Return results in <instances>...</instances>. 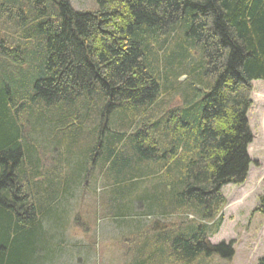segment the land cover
<instances>
[{"label":"trees","instance_id":"obj_1","mask_svg":"<svg viewBox=\"0 0 264 264\" xmlns=\"http://www.w3.org/2000/svg\"><path fill=\"white\" fill-rule=\"evenodd\" d=\"M97 5L80 12L66 0H0L2 17L25 37L22 47L10 28L0 36V264H43L41 248L61 235L42 228L62 189L57 173L43 170L37 138L67 166L78 162L76 172H110L119 207L141 191L133 172H163L166 182L139 198L148 213L183 206L200 215L196 225L146 238L140 264L230 260L232 249L209 236L223 221L214 220L223 188L243 185L252 164L248 115L253 83L264 81V0ZM181 87L184 102L168 108ZM256 212L264 216V195Z\"/></svg>","mask_w":264,"mask_h":264},{"label":"rangeland","instance_id":"obj_2","mask_svg":"<svg viewBox=\"0 0 264 264\" xmlns=\"http://www.w3.org/2000/svg\"><path fill=\"white\" fill-rule=\"evenodd\" d=\"M66 1L76 11L95 12L98 9L97 0ZM4 22L3 27L1 24ZM17 29V26L12 25L11 21L7 23L5 16L0 14V36L6 35L9 30L15 37V42L19 39L20 45L24 47L25 37ZM32 46L34 47L35 43H32ZM0 62L2 63L1 60ZM27 67H23V71ZM180 70L185 69L182 67ZM186 76L188 75L183 72L178 75V80L181 83L187 82ZM253 88V106L248 115L254 136L248 151L252 161L250 175L242 186L228 185L223 188L226 204L214 219L217 221L223 216V221L219 231L209 236L212 245L223 243L232 249L233 255L230 260L212 256L190 264H260V260L264 259V216L256 212L259 197L264 195V81H255ZM184 89L185 87H181V94L167 98L168 108L178 107L176 105L184 102ZM191 92L189 98L192 101L196 99V95ZM37 139L42 143L37 153L45 155L43 170L51 169V173H57L58 177L54 174L53 176L56 177V184L62 189L59 198L53 201L51 206H47L51 209H47L50 219L42 225L43 231L50 232L51 235L61 234L58 239L46 241L48 246L44 247L48 250L41 248L39 256L44 257L43 264H140L137 257L143 252L142 244L146 238L152 240L154 235L164 230H177L189 224L196 225L201 219L195 211L183 206L170 212L167 210L165 214L158 213L155 208L154 214L148 213L147 204L139 198L150 197L156 184L166 182L163 172L158 173L156 178L149 176L145 171V174L140 170L133 172L131 182L138 184L136 189L141 191L132 196L130 202L121 201L119 207L120 201L114 200L117 186L115 182H110H113L110 172H103L102 168H96L95 165L88 171L82 169L76 172L78 162L67 166L65 163L68 161H62V156L53 150L49 142L43 138ZM52 140L50 138L51 142ZM126 205L131 207V214H128ZM214 220L208 224L214 223ZM145 232H148V235ZM51 245L55 249L52 250ZM162 263L182 264L176 260H162Z\"/></svg>","mask_w":264,"mask_h":264},{"label":"crops","instance_id":"obj_3","mask_svg":"<svg viewBox=\"0 0 264 264\" xmlns=\"http://www.w3.org/2000/svg\"><path fill=\"white\" fill-rule=\"evenodd\" d=\"M249 175H250V172H249Z\"/></svg>","mask_w":264,"mask_h":264}]
</instances>
